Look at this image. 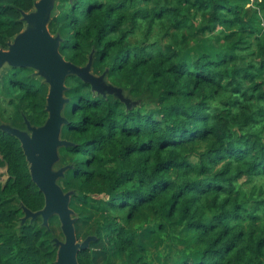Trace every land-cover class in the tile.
Instances as JSON below:
<instances>
[{"label": "trees", "instance_id": "16d2710c", "mask_svg": "<svg viewBox=\"0 0 264 264\" xmlns=\"http://www.w3.org/2000/svg\"><path fill=\"white\" fill-rule=\"evenodd\" d=\"M36 1L0 0V48L22 31L21 12H29ZM248 1L59 0L48 29L59 35L62 57L69 51V60L64 59L83 67L91 55L94 76L138 100L127 107L94 93L74 75L66 78L61 138L70 145L59 149V167L69 168L59 184L74 193L70 209L77 240L80 218L72 203L82 193L62 186L69 176L87 189L105 190L95 198H102L116 228L107 239L113 254H124L131 264L147 262L136 257L138 245L126 227L156 205L201 248L200 257L178 264H264V0H256L250 15L244 10ZM195 17L196 34L224 27L235 40L220 57L204 54L179 63L172 43L161 42L153 31L178 30ZM32 74L24 68L2 74L0 92L12 95L0 96V124L18 128L13 119L1 118L2 109L18 113L21 130L24 119L35 127L45 123L42 83ZM111 77L144 85L148 93L132 97ZM104 156L120 161L124 171L99 173ZM63 157L75 162L62 164ZM0 163L1 195L17 200V209L7 211L0 199V264H54L56 250L42 237L47 229L36 225L41 220L21 224V207L40 211L44 196L31 181L19 141L2 131ZM155 228L154 237L163 232L161 224ZM94 237L92 243H98L100 237ZM91 244L78 253L79 264H94Z\"/></svg>", "mask_w": 264, "mask_h": 264}, {"label": "water", "instance_id": "95a60500", "mask_svg": "<svg viewBox=\"0 0 264 264\" xmlns=\"http://www.w3.org/2000/svg\"><path fill=\"white\" fill-rule=\"evenodd\" d=\"M58 3L59 0H37L29 12H21L22 31L7 42L6 49L0 48V83L2 74L7 70H32V77L49 88L45 105L47 119L40 127L32 126L24 119V130L0 124V131L19 141L31 181L44 196V207L40 211L31 212L21 207L24 214L21 224L40 219L41 227L49 231V220L56 216L64 240L51 239L52 247L56 250L54 264H79L78 253L88 249L97 238L89 236L78 242L74 228L76 218L70 209L74 193L64 192L59 184L69 168L59 167V149L70 145L61 138L62 128L66 124L63 110L68 102L64 97L66 78L74 75L89 84L94 93L103 97L113 96L127 107L138 100L125 96L120 88L104 83L103 76H94L91 72V55L83 67L75 66L62 57L59 51L61 39L59 35H51L48 29Z\"/></svg>", "mask_w": 264, "mask_h": 264}, {"label": "rangeland", "instance_id": "374dc122", "mask_svg": "<svg viewBox=\"0 0 264 264\" xmlns=\"http://www.w3.org/2000/svg\"><path fill=\"white\" fill-rule=\"evenodd\" d=\"M234 2H240V0H233ZM256 0H249L244 6L246 14L250 15L255 10ZM249 11V12H248ZM58 14V13H57ZM56 14V15H57ZM198 21L195 17L192 24H186L180 26L178 30L168 28V31L154 30V33H160L161 42H171L173 47L178 51L179 63L185 61H191L200 57L201 55H211V58H217L226 53L229 48H232L231 38L235 35L229 34L231 30L224 27H218L214 33L202 35L196 34V26ZM263 25V24H262ZM169 27V25H168ZM137 35L130 38V43L135 44L137 42ZM85 52L88 51V47L84 46ZM64 58L69 60V54L71 52H63ZM246 62V60L244 61ZM96 72H101L102 68L95 66ZM30 78V76H28ZM260 78L264 79V74L260 73ZM25 79V78H24ZM112 82L118 86H122L125 90L131 93L132 97L142 96L147 89L139 83H126L120 78L111 77ZM36 83H40L39 80H34ZM48 86L41 84V105H46V96L48 93ZM3 93V94H2ZM0 92V96H11L12 93L5 90ZM17 97V94L14 95ZM156 98L157 96L154 95ZM2 99V97H0ZM225 97L223 101H226ZM157 104H161L159 101H155ZM154 102V103H155ZM159 102V103H158ZM24 105V104H23ZM166 106V105H165ZM2 107H5L2 104ZM152 113V110L149 111ZM1 118L13 119L12 122L18 128H24L22 119L18 113L7 109H2ZM67 137V135H66ZM103 163L99 166V173H117L121 174L124 171V167L121 162L112 158L111 156H104ZM73 163L74 159L63 157L62 164ZM5 177L3 176V169L0 163V199L3 209L15 210L17 209L16 199L4 198L1 195V189L4 184ZM64 188L68 189L71 187L77 188L81 191L82 195L79 200L72 203V207L75 212L79 215V221L76 224V232L78 240L82 242L89 236H99L100 241L98 243H92L91 249L93 252L94 264H131L127 256L119 254L115 251L113 254L112 242L107 237L116 229L111 228L110 216L103 208L104 204L101 201L102 198H95L105 190L102 187L89 188L87 189L84 185H79L70 176L67 184H62ZM87 193L89 198H86L84 194ZM107 197V196H106ZM16 200V201H15ZM166 211L160 205L150 207L147 210H142L135 219L126 227V233L130 239L136 241L138 248L134 252L136 257L143 258L147 264H178L180 261L190 257L192 259L198 258L201 255V248L197 244L191 241L192 234L180 231L179 226L174 221H169L166 218ZM21 217V216H20ZM19 217V218H20ZM120 225H124L123 222L117 221ZM40 221L36 222L39 226ZM161 224L163 232L158 236L154 237L151 230H156L157 225ZM4 231V230H3ZM15 231V230H14ZM5 232V231H4ZM9 232V231H7ZM43 240L52 248L51 239L54 237L63 241V235L60 230V223L57 218H53L50 221V232L44 231ZM52 250H54L52 248ZM134 259V258H133Z\"/></svg>", "mask_w": 264, "mask_h": 264}]
</instances>
